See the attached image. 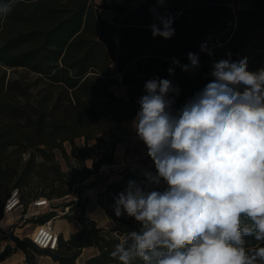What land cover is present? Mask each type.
<instances>
[{"label": "trees", "instance_id": "1", "mask_svg": "<svg viewBox=\"0 0 264 264\" xmlns=\"http://www.w3.org/2000/svg\"><path fill=\"white\" fill-rule=\"evenodd\" d=\"M130 1L19 0L0 19V211L12 188H18L26 205L39 196L62 197L85 178L75 182L61 169L55 150H61L64 141L72 144L75 138L88 141L102 135L103 143L72 145L71 154L79 165L87 157L95 169L111 164L113 147L120 140L117 131L135 117L144 81L171 79L181 90L179 107L210 81L212 62L229 59V52L232 61L247 57L250 70L264 66V0H165L162 5L142 0L128 7ZM101 8L114 13L112 21L101 15ZM158 15L173 17L175 33L170 39L152 36L149 26L158 23ZM202 44L213 55L202 52ZM189 52L199 55L201 67L193 73L175 67L170 76L167 69L173 67V59L187 64ZM112 63L120 80L111 74ZM118 85L125 87V95L113 91ZM146 171L155 173L154 165L124 170L96 193L110 227H99L86 217L88 198H80L72 204L78 214L64 217L81 226L67 239L60 234L57 249H43L27 236L11 234L14 244L0 251V262L20 248L28 264L39 254H49L61 264H120L110 253L123 233L139 231L140 224L126 215L116 217L114 198L130 180L148 185ZM43 182L48 192L38 189ZM164 187L162 182L149 190ZM25 189L35 190L26 202ZM53 215H39L36 222ZM247 241L257 246L253 238ZM86 246L96 252L77 262Z\"/></svg>", "mask_w": 264, "mask_h": 264}, {"label": "clouds", "instance_id": "2", "mask_svg": "<svg viewBox=\"0 0 264 264\" xmlns=\"http://www.w3.org/2000/svg\"><path fill=\"white\" fill-rule=\"evenodd\" d=\"M18 2L0 4V19ZM157 20L152 36L170 39L173 17ZM201 51L213 55L206 44ZM227 56L179 107L171 79L145 81L131 128L155 173L144 172L143 187L128 181L114 198L115 216L140 224L111 251L120 264H264V66L250 70L247 57ZM187 59H173L169 75L201 67L198 54ZM162 182V191L149 190Z\"/></svg>", "mask_w": 264, "mask_h": 264}, {"label": "rangeland", "instance_id": "3", "mask_svg": "<svg viewBox=\"0 0 264 264\" xmlns=\"http://www.w3.org/2000/svg\"><path fill=\"white\" fill-rule=\"evenodd\" d=\"M96 1L99 2V0H96ZM141 1L142 0H132L128 3V7H134L137 4H139ZM100 13L105 19L112 21V17L114 14L112 11L101 8ZM247 47H253V46L248 45ZM111 74L113 76H116L120 80L121 74L117 71L115 63L111 64ZM144 83H145V81L142 83V86H144ZM112 89L117 94L125 95L126 89L123 85L114 86ZM133 119H134V117L125 121L123 123V125L120 127V130L117 131L121 135V137L119 138L120 139L119 143H121L122 147H123L122 148L123 149L122 156H121L122 158L119 161L121 163L123 169L128 168L126 162H129V166H132L131 163L134 161L133 157L128 154V148L125 146L126 141L129 142V141L138 140L135 136V132L131 128V122ZM128 129H131L134 134H131V132H129ZM102 137H103L102 135H99L97 137L90 138L88 141H85L82 137L81 138H75L73 140L72 144L69 141H64L62 143V149L61 150H55V156H56V159L61 166V169L64 172L69 173L70 175L72 174L71 177L73 179H75V182H77L78 180H81V178L84 177V175H85V178L82 179L81 181H79L78 185L73 187L74 190L76 191V193H78L80 196L85 195L87 193L90 195H94L96 189L99 188V184L103 183L104 180L111 177V174H112V172H114V170H112V167H110V168L99 167L98 169H95L92 165V160L89 157H87L83 163L80 162V165H79L78 162L76 161L75 157L71 154V147H72V145L82 146L85 143H87V145H96V143L100 144V143H103ZM106 137H108L107 134L104 135V138H106ZM114 138H117V137L115 136ZM24 156L27 157L26 154H24ZM112 159H113V156H112ZM136 161H137L136 162L137 164L135 166L138 169L146 168L153 163L150 159H147V161L146 160H142V161L136 160ZM69 177H68V179H70ZM45 183H47V182L41 183L40 188H38V189L40 190L41 188L43 189V187H44L45 192H48V188H47V185ZM62 187H67V186H66V184H62ZM34 195H35V190L30 192L28 189H25L24 195H23L24 201L25 202L28 201ZM62 197H59V198L54 197L55 200L52 201V203H53L52 206L57 207L59 211L62 210L61 207H62L63 203H65ZM69 198H71V197H69ZM67 201H72V200H67ZM71 207L72 208H70L69 211L66 213L69 214V216H72V215L74 216V215L78 214V211H79L78 208H76L73 205ZM95 209H96L95 206L92 207L89 211L90 214H88V215H90V216L97 215L98 216ZM25 212H28V210H27V205H25V203H24L23 207L13 214V221H15L19 215H21ZM50 212L54 213V215H53L54 216V219H53L54 223L58 220L60 221L61 219H63L62 221H64V222H70L69 217H64L61 215L55 217L56 215H58V213L56 211H50ZM50 212H47V211L42 212L39 215L50 213ZM17 221H18V223L9 224V226L8 225L4 226V224H3L4 221L1 223V227H4V230H0V239L3 236H8L11 240V243L14 244V242L11 238V234H13V235L17 234L18 237H24L30 233V231L34 228V226L36 224V219L33 216H31L30 218H26L25 221H22V219L17 220ZM56 230L57 231L59 230L58 226L56 227ZM126 233H128V232H126ZM61 235L63 237V234H61ZM124 235H125V233H123L121 235V237L123 238ZM1 243H2V241H0V244ZM95 251H96V249H95ZM87 254H88V252L86 251V252H84V254L80 255V257L77 258V262H81L82 258L86 257Z\"/></svg>", "mask_w": 264, "mask_h": 264}, {"label": "built area", "instance_id": "4", "mask_svg": "<svg viewBox=\"0 0 264 264\" xmlns=\"http://www.w3.org/2000/svg\"><path fill=\"white\" fill-rule=\"evenodd\" d=\"M119 137H121L120 134ZM125 146L128 148V154L133 157L134 161L131 163L132 167L137 164L136 160L147 161V159H150L146 155V149L144 145L139 140H134L129 142L126 141ZM136 169H130V170H136ZM76 185H78V183H76L74 187ZM62 198L65 203L64 205H62L61 211L57 210L55 207L52 206L53 204L52 201L55 200L53 198L51 199L46 196H39L37 198H33L26 204L28 212L19 215L17 219L13 221V214L23 207V202L21 200L20 192L18 188H12L9 191L5 201L3 202L0 211V230H4V227H1V223L3 221H4L3 222L4 226L5 225L9 226V224L18 223L17 220L22 219V221H25L26 218H30L31 216H33L36 219V217L40 213L46 211L47 212L56 211L58 215H56L55 217H57L61 214L68 212L72 204L77 203V201L81 198V196L78 193H76V191L73 188V190H71L68 194L64 195ZM67 200H72V201H67ZM53 219L54 216L42 223L36 222L34 228L26 236L29 237L31 241L40 248L47 250L57 249L59 244L60 232L56 231V227H55V223L53 222Z\"/></svg>", "mask_w": 264, "mask_h": 264}, {"label": "crops", "instance_id": "5", "mask_svg": "<svg viewBox=\"0 0 264 264\" xmlns=\"http://www.w3.org/2000/svg\"><path fill=\"white\" fill-rule=\"evenodd\" d=\"M129 132H131V134H134L132 132L131 129H128ZM122 144L117 142L114 147H113V160L111 164H102L100 167L101 168H110L112 167V170H114V172H112L111 177L107 178L106 180L103 181V183L99 184V188L96 189L94 195H90V194H85L82 195L81 198H88L87 204L85 206V216L94 220L96 222V225L99 227H105L108 228L112 225L111 219L107 216V214L105 213L104 209L99 206L96 202V193L101 190L104 187V184L112 179H116L117 177L120 176V174L127 169H136V166H129V162H126L128 168L123 169L121 163L119 162L121 160V156H122ZM115 154V155H114ZM118 157V158H117ZM116 160V161H115ZM64 205V203H63ZM96 207L95 211L98 214L94 215V216H90L88 214H90V209L92 207ZM57 210L58 208L55 207ZM103 212H102V211ZM61 216H64V214H61ZM105 218H104V217ZM63 219H61L60 221H56L55 222V227L58 226L59 228V232L60 234H63V237L65 239H67L70 236V233L73 232L74 230H77L78 228H80V223L78 222V220L76 219H72L70 220V222H64L62 221ZM107 221V222H106ZM71 223V224H70ZM17 235V234H15ZM18 236V235H17ZM0 241H2V243L0 244V251L5 247V245L7 244H11V240L8 236H3L1 237ZM88 252V254L86 255V257L82 258L81 261H83L84 259H86L87 257H89L90 255L94 254L95 251V247L93 246H86L82 249V252L80 255L84 254V252ZM79 255V257H80ZM78 257V258H79ZM0 264H28L25 260V254L23 252L22 249L20 248H16L14 250V252L8 256L7 258H5L4 260H2L0 262ZM34 264H61L58 261L54 260L49 254H39L35 256L34 259Z\"/></svg>", "mask_w": 264, "mask_h": 264}, {"label": "bare ground", "instance_id": "6", "mask_svg": "<svg viewBox=\"0 0 264 264\" xmlns=\"http://www.w3.org/2000/svg\"><path fill=\"white\" fill-rule=\"evenodd\" d=\"M57 231V230H56Z\"/></svg>", "mask_w": 264, "mask_h": 264}]
</instances>
